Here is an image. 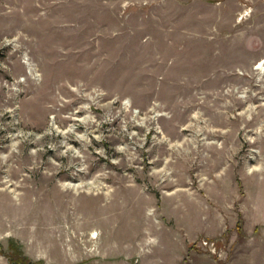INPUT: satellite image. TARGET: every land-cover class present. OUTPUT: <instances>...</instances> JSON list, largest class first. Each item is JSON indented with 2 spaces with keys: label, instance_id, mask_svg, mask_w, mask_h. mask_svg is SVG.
<instances>
[{
  "label": "rangeland",
  "instance_id": "1",
  "mask_svg": "<svg viewBox=\"0 0 264 264\" xmlns=\"http://www.w3.org/2000/svg\"><path fill=\"white\" fill-rule=\"evenodd\" d=\"M1 250L264 264V0H0Z\"/></svg>",
  "mask_w": 264,
  "mask_h": 264
},
{
  "label": "trees",
  "instance_id": "2",
  "mask_svg": "<svg viewBox=\"0 0 264 264\" xmlns=\"http://www.w3.org/2000/svg\"><path fill=\"white\" fill-rule=\"evenodd\" d=\"M9 248L11 249L13 246V243L10 242L9 243ZM2 254L4 251H0ZM6 258H7V262L8 264H42V261L40 260H32L28 257H26L25 255H22L21 252H11V253H6L5 254Z\"/></svg>",
  "mask_w": 264,
  "mask_h": 264
}]
</instances>
